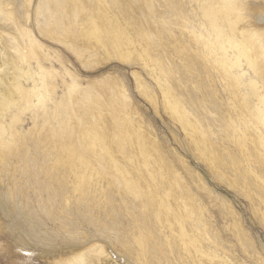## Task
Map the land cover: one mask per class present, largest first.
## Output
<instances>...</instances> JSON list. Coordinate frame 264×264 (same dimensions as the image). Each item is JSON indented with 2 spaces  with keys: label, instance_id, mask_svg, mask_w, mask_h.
<instances>
[{
  "label": "rangeland",
  "instance_id": "1",
  "mask_svg": "<svg viewBox=\"0 0 264 264\" xmlns=\"http://www.w3.org/2000/svg\"><path fill=\"white\" fill-rule=\"evenodd\" d=\"M11 1L13 9L24 10L21 7V0ZM35 1L32 2H35L38 8L36 13L32 12V5L27 7L30 11V23H26L29 32H21L20 28L0 12V27H2L0 33L2 32L8 55L11 54L13 60L17 61L12 66L17 73L20 71L19 66H26L19 62L18 58H22L23 52L31 51L29 66L33 76L27 82L20 79L16 81L34 92L32 91L28 98V108H18V105L5 116L3 122L5 132L2 137L6 143L3 152L6 163L1 167L0 179L2 188L13 194L20 205L33 211L35 221H32V227L50 237V241L53 239L52 243H55V246H61L65 236L74 238L76 241L74 247H77L75 245L83 242L84 237L82 229L74 225L75 221L80 223V226L86 227L89 218L93 217L94 221L96 219L94 225L104 226L110 231L109 237H105L108 238L107 242L110 246L112 243L113 247L110 248H113V251L115 248L121 249L119 242L129 247L133 244L134 236L139 235L143 239V248L149 252L147 258L153 262L152 264L199 262L192 253L171 252L166 243V228L161 226V223L166 224L169 230L172 227L171 223L165 220L166 216L162 211H160L161 220L153 216V213L159 212L153 207L155 202L153 195L145 189L136 187L138 181L135 177L125 175L127 182L130 181L132 185L127 191L123 179L120 178L121 173L117 174L113 169H103L104 165H108L107 161L101 159L103 163H100L91 158L87 152L89 151L87 143L79 131L80 128L96 123L105 134L112 135L113 132L118 131V128L122 131L124 126L121 125L120 119L124 114L129 113L134 120H142L146 126H151L152 130L149 129L151 134L162 146L171 166L178 171L182 180L177 193L180 198L177 201L178 205L182 201L188 209L189 206L193 208L194 217L187 225L196 230L198 235H203L202 241L209 252L227 260L228 264H264V219L262 218L264 203L258 197L261 193L258 192L257 197L255 196L256 182L250 181V177H246L245 170L242 172L241 166L236 164L237 157L241 159L243 156L239 144H244V141L241 139L240 143L238 141L232 143L225 138V135H231V132L234 133L235 138L241 136L240 124L244 122L247 113L242 107L241 95L228 87V80L222 77L219 70L218 58L221 52H217L214 45L217 34L202 15L200 5L203 0ZM99 1H104L111 14L120 16L121 20H124L125 26L122 29L132 30L133 36L142 47H146V43L148 47L153 45L155 49H148V53L157 64V71L162 69L160 70L162 82L167 83L172 92L181 98L193 116H197L198 113L205 118L202 124L209 126L208 130L212 128L215 130V136L210 137L212 142L219 147H223L224 144L227 149L229 148L230 152L224 151L225 153L220 155L226 160L223 161L225 164L222 166L221 162H218V165L214 163V166L219 167L218 172L210 171L208 164L206 166L202 159L197 155L194 156L196 153L191 149L192 145L185 137L180 124L162 109L163 95L157 83L148 76L146 72L148 70L141 65L130 67L117 60L107 63L106 60L99 58L100 62H97L96 56L90 55L80 43H77L81 23L96 16ZM238 1L264 5V0ZM16 2L18 5L15 4ZM1 5L0 0V8ZM243 15L250 22L251 9L243 11ZM10 27L13 30L11 34L19 41L14 47L6 41L10 37L8 34ZM252 27H256L255 30L263 34L264 39V30L261 29H264V20L255 22ZM47 28L53 29L58 39L44 35ZM64 31H67V36L62 39ZM29 37L36 43L34 48H30ZM236 38L239 39V35H236ZM67 45L80 51L82 57L78 59L76 53L74 55L71 49L66 47ZM229 53L237 54L231 50ZM240 69L245 72L242 77L245 84L249 79L255 78L245 65V61ZM134 72L140 73V77L144 79L142 81L150 87L153 95L151 96L158 106L157 111L144 96L149 90L143 89L140 93ZM113 76L124 79L125 92L128 94L126 101L119 97V93L116 94L119 89L116 88V83L111 81ZM4 81L10 84L11 78ZM16 81L11 83L14 84ZM111 82L115 84L114 89L111 87L113 86ZM259 86L264 94V86L261 82ZM240 91L246 92V89L240 88ZM252 101L257 103L255 98ZM258 129L263 131L262 128ZM110 138L113 139L114 136ZM124 148L131 171L133 167H138L139 161L134 157L133 150L128 144L125 143ZM74 149L87 161L99 166L98 170L103 179L93 181L95 184L100 183L99 189L90 187L91 191L85 194L75 191L67 193L64 189L68 184L74 183V157L71 156L72 153L74 154ZM225 154L228 158L231 155L237 156L236 163L224 156ZM182 157L184 160L181 162L189 163L190 171L188 165L184 166L178 161ZM227 160L230 162L227 163ZM248 164L252 169L247 166L246 168L249 171L256 170L254 172L264 180V168L258 170L255 164L250 162ZM231 165L235 166L233 172ZM236 167L239 170L235 173ZM196 172L199 175H195ZM190 173L193 176H190ZM200 175L202 179L199 178ZM194 176H198L200 185ZM237 179L239 182H236ZM244 179L250 181L245 185L246 188L244 187L246 191L239 188L245 182ZM154 184L160 194L168 197L165 190L166 183L156 174H154ZM136 188L140 189L138 193ZM162 199L171 202L167 198L165 200L162 197ZM255 209H258L259 213L258 210L254 213ZM198 210L206 227H204L205 223L204 226L202 224L203 227L199 224ZM72 224L74 226H71ZM88 226L91 229L90 224ZM2 229L0 226V264H60L59 261L50 260V256H34L31 253L26 255L27 253L17 249L12 239L8 237L9 231L5 233L8 229L5 231ZM239 232L243 234L240 235ZM213 235L214 237L211 238ZM246 236L250 237V242ZM171 245L174 248L177 243L172 242ZM188 255H191L192 262ZM108 256L111 258H103L99 264H115L112 253ZM81 259L74 258V264H83L84 261L87 263L86 254H83Z\"/></svg>",
  "mask_w": 264,
  "mask_h": 264
},
{
  "label": "bare ground",
  "instance_id": "2",
  "mask_svg": "<svg viewBox=\"0 0 264 264\" xmlns=\"http://www.w3.org/2000/svg\"><path fill=\"white\" fill-rule=\"evenodd\" d=\"M1 1L2 8H0V12H2L3 16L10 19L18 28H20L21 32H29L28 28H26V23H30V11L27 7H30L32 5V12L36 13L38 9L35 5L36 1L21 0V7H23L24 10H19L16 8L13 9L11 0ZM15 4L18 5L17 2ZM200 9L202 11L203 17L207 20L210 27L217 34V41L216 43H214V45H216L217 52H221V56H219L218 58V65L221 75L225 80H228V87L241 95V104L244 112L247 113V115H245L246 118L244 122L240 124L239 132L241 136L235 138L233 132H231V135H225V138L232 141V143L237 141L238 143H240L239 140L241 139L244 141V144H239L241 154L243 155L242 158L239 159L234 154V156H230L231 159L228 158L226 154L224 156L232 161H235V163V158L237 157L236 164L238 166H241V171L245 170L244 172L246 174V177L249 176L250 181L253 180V182H256V188L254 189L255 196L256 194H258V192H260L261 195L258 197L264 203V180H261L258 174L254 172L256 170L253 169L254 171H249L246 168V166L248 168H251V166L248 164L249 162L255 164L258 170H260L261 167L264 168V94L259 89V82H261L264 86V39L262 38L263 34L259 33V31H256V27H252L255 25V22H260L262 19L264 20V5L263 3H247V1L238 0H203V3H201L200 5ZM249 9H251L252 11V18L250 20L251 23L248 22L249 19L243 15V11ZM253 17L255 20L254 22ZM123 21L124 20H121L120 16L111 14L108 11V8L106 4H104V1H99L98 13L96 14V16L89 18L88 20H84L83 23H81L77 36V43H80V45L84 47L90 55L93 54L94 56H96L97 62H100L98 61L99 58L106 60L107 63L113 60H117L125 63L126 65H129L130 67L141 65V67H143L145 70H148L146 71L148 73V76L157 83L156 85L161 90V93L163 95V99L161 101L162 109L166 114H168L171 119L180 124L182 130L184 131L185 137L188 138V142L190 143V145H192L191 149L196 153L194 156L197 155L199 159H202L203 163H206V166L208 164L210 171L217 170L218 172L219 167L214 166V163H217V165L218 162H221L220 165L225 164V162L223 161L226 160H223L222 156L220 155L224 154V151H227L226 153L230 152L229 148L227 149L224 144L223 147H219L211 141L210 137L215 136V130H212L213 128L208 130L207 128L209 126H204V124H202V120H204L205 118L198 113L197 116H193V114H191L187 110V107L185 106V103H183L181 98L177 97L174 92H172L167 83L162 82L160 72V70L162 69L160 68L159 72L157 71V64L153 57L149 56L148 53V49H155L153 45H150L151 47H148V44L146 43V47H142L133 36L132 30L126 28V31H124L122 29L125 26ZM220 23L222 24L221 26L219 25ZM261 29L264 30L263 28ZM11 33L13 34L12 27L9 28L8 34L10 35V37L7 38L6 41L14 47V45L19 43V41L18 38L16 36L14 37ZM44 35L53 39H58L54 30L50 28H47V30L44 31ZM63 35L64 37L62 39H65V37L67 36V31H64ZM144 35L146 36V34ZM236 35H239V39L236 38ZM147 42L149 44L151 43L150 41ZM29 44L30 48H34V46L36 45L35 41L31 37H29ZM66 47L70 48L74 55L76 53L78 59L82 57L81 52L73 49L71 45H67ZM229 50L236 52L237 54H230ZM30 53L31 51L29 50L27 52H23L22 58H18V61L22 64H26V66H19L20 71L19 73H17L15 71V68H12V66L15 64V62L17 63V61L13 60V56L11 54L8 55V50L6 49V46L3 42L2 32L0 33V177L2 176L1 167L6 163V159H3V152L6 149V143L4 142L2 137V134L5 132L3 125L5 116L18 105V108H28V98L30 96V93L32 91L34 92V90L27 89L21 83H17L16 81L17 79H20L27 82L33 76L29 66ZM243 61H245V65L248 66L253 76L255 77L254 79H249L247 84L242 81V77L245 75V72L240 69ZM139 74L138 72H134V76L136 77V80L138 81L137 83L140 86L139 91L140 93H142L143 89L149 90V92L145 93L144 96L150 100L151 105L154 107L155 111H157L158 106L156 104V101L152 97V91L150 87L144 81H142L144 79L141 78ZM10 78L11 82L16 81L14 84L10 82V84L12 85L6 84V82L4 81L5 79L8 80ZM111 81L116 83V88L119 89V91H116V94L118 95L119 93V97L122 98V100L126 101L128 94L125 92L124 79L113 76L111 78ZM113 82H111L112 84L110 83L111 85H113L111 86L112 88L115 85ZM240 88H245L246 92L240 91ZM253 98L257 100V103H254L252 101ZM125 101L122 102L124 103ZM124 108L125 110L127 109L126 106ZM120 123L122 126H124L122 127V131L118 128V131L116 133L113 132L112 135L105 134V131H103L96 123L88 124L85 128L79 129L83 139L87 143V149L89 150L87 152L89 153V156L91 158L93 157L100 163H103L101 159H105L108 165H104L103 169H113L117 174L121 173L120 178L123 179L122 182L125 185L126 190L132 187L131 182H127V179L125 177V175H128L135 177V180L138 181V186L136 187L145 189V191L153 195V199L155 200L153 207H156L159 210V212L153 213V216L157 220H161L162 217L160 215V211H162V214L166 216L165 220H168L172 226L168 230L167 225L161 223V226L166 228V243L170 247L172 253L174 251L180 252L181 254L182 252L184 254L192 253L197 257V259H199L198 263L195 261L196 264H228L227 260L220 259L209 252L208 248L204 246V243L202 241L203 235H198V232H196V230L188 227L187 223L194 217V211L192 210L193 208L189 206L191 209H188L182 201L179 202L180 206L178 205L177 201H179L180 198L178 197L177 193H179V183L182 182V180L180 179L178 171L171 166L158 140L151 134V131L149 130L151 129V126H146V124L142 120H134L129 113L123 115V118L120 119ZM258 128H262L263 131ZM253 129L255 131H253ZM112 136H114L113 139L110 138ZM224 139L222 138V140ZM125 143L132 148L134 157L139 161L138 167H133L131 171V167L130 165H128L127 157L125 156ZM71 156L74 157V183L72 185L66 184L67 187L64 188L66 192L70 193V191H75L76 193L84 192L85 194V192L88 193V191H91L90 187L92 189H99L100 183L95 184L93 182L94 179H103L102 174H100L98 170L99 166L91 161H87V159H85L83 155L78 154L75 149L74 154L72 153ZM182 160H184L183 157L179 158L178 161L184 166L185 164L189 166V163L187 164L185 162L183 164V162H181ZM228 162L230 161L227 160V163ZM122 165L124 167H122ZM226 166H228V164ZM233 166L231 167L232 172L233 168L235 167ZM237 167L236 169H234L235 173L237 170H239L237 169ZM122 169H124V171H122ZM191 169L193 170L194 168ZM188 170L190 171V166ZM220 172L222 173V171ZM235 173H233V175ZM154 174L158 175L162 179V181L166 183L165 190L168 194V197H164V195L160 194L158 192V189L155 188L156 186L154 184ZM196 174L199 175L197 172L195 173V175ZM240 174H238V176ZM189 175L193 176L191 175V173ZM71 177H73V175ZM194 177L198 180V176ZM199 178L202 179L203 177H201L200 175ZM234 178H237V176ZM241 180L242 179H240V181ZM194 181L195 180H193V182ZM248 181H245V184L243 183L239 186V188L241 190H245V185L250 182ZM198 182L200 185V180H198L197 183ZM236 182H239L238 179ZM234 183L235 182H233V184ZM205 185L206 184H203V186ZM139 188H136L137 193L140 191ZM133 193V195L135 196V190ZM167 194L165 196H167ZM162 197L165 200L167 198V200L171 202H165ZM232 209L234 210L233 207ZM199 210L197 216L198 221L200 222L199 224L201 226L202 224L204 226L205 221L203 220ZM256 210L258 209H255L254 213L257 212ZM90 217L92 216L90 215ZM262 218L264 219L263 214ZM32 221H35L33 217V211L26 206L20 205L14 199L13 194H11L8 190L2 188V182L0 179L1 229L3 228V231H5V229H8L5 233L9 231L8 237L12 239L13 244L16 246V248L21 249L23 252L27 253L26 255H28V253H31L34 256H50V260L59 261L60 264H74V258L81 259L83 254H86L87 263L86 261H84L83 264H99L103 260V258L110 259L111 257H109L108 254L112 253L113 258L115 259V264L118 263L117 261H119L121 264L153 263L147 258L149 252H147V250L143 248V239L139 235L134 236L133 244L129 247L125 246L126 244H122L121 242H119L121 245V249L119 250L115 248V250L113 251V248H110L111 246L113 247L112 243L110 246L109 242H107L108 238H106L109 237L110 231L108 229H105L104 226L97 227L96 225H94L96 219L94 221L93 217L89 218L90 223L88 222V225L90 224L91 229L88 225L86 227H83L80 226V223L75 221L74 225L76 224L78 226V229H82V236L84 237V239H82L83 242L77 243L78 245H75L77 247H74V242H76L74 241V238L65 236L62 239L63 243L61 244V246H55V243H52L54 241L53 239L52 241H50V237L44 235L43 233H40L38 230L36 231L34 227H32ZM74 225L72 224L71 226ZM11 226L13 227L12 229ZM204 227H206V223ZM209 234L211 235L210 232ZM242 234L243 233L241 232L240 235ZM213 237L214 235L211 238ZM250 241L251 240L249 239V242ZM172 242L177 243V246L174 247L175 249L171 245ZM242 242L246 243L247 241ZM42 245H44V247ZM188 256L190 259L191 255ZM195 256L194 259L196 260Z\"/></svg>",
  "mask_w": 264,
  "mask_h": 264
}]
</instances>
